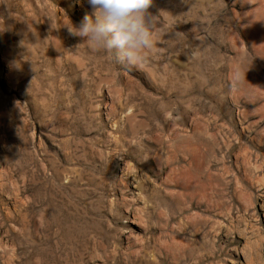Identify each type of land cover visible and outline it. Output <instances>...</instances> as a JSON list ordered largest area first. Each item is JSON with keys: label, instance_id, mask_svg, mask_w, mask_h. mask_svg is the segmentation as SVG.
I'll use <instances>...</instances> for the list:
<instances>
[{"label": "rangeland", "instance_id": "374dc122", "mask_svg": "<svg viewBox=\"0 0 264 264\" xmlns=\"http://www.w3.org/2000/svg\"><path fill=\"white\" fill-rule=\"evenodd\" d=\"M149 11L129 67L0 0V264H264V0Z\"/></svg>", "mask_w": 264, "mask_h": 264}, {"label": "clouds", "instance_id": "9594fccd", "mask_svg": "<svg viewBox=\"0 0 264 264\" xmlns=\"http://www.w3.org/2000/svg\"><path fill=\"white\" fill-rule=\"evenodd\" d=\"M91 9L68 32L92 48L111 51L117 63L142 66L154 44L152 0H87Z\"/></svg>", "mask_w": 264, "mask_h": 264}]
</instances>
